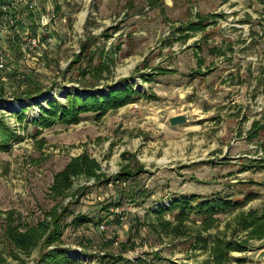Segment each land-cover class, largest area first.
Returning a JSON list of instances; mask_svg holds the SVG:
<instances>
[{
	"label": "rangeland",
	"instance_id": "rangeland-1",
	"mask_svg": "<svg viewBox=\"0 0 264 264\" xmlns=\"http://www.w3.org/2000/svg\"><path fill=\"white\" fill-rule=\"evenodd\" d=\"M169 1L26 0L51 27L31 26L25 16L26 25L22 18L1 38L10 61L0 72V119L14 135L0 149V264L38 263L50 248L40 243L24 255L6 231L49 222L54 208L67 211L54 247L77 264H212L215 240L230 246L226 264H264V236L253 233L262 222L244 228L264 215V0ZM199 21L200 29H187ZM25 28L31 34L21 38ZM28 36L41 45L24 48ZM126 85L141 97L101 117L34 123L46 100L66 104L67 95ZM28 86L43 92L16 101ZM177 115L187 122L170 126ZM80 154L99 164L102 177L75 179L68 197L51 200L53 175ZM125 171L133 176L113 180ZM191 196L236 204L213 216L208 231L191 212L179 233L170 232L178 210L162 215L169 232L149 227L158 207Z\"/></svg>",
	"mask_w": 264,
	"mask_h": 264
},
{
	"label": "trees",
	"instance_id": "trees-1",
	"mask_svg": "<svg viewBox=\"0 0 264 264\" xmlns=\"http://www.w3.org/2000/svg\"><path fill=\"white\" fill-rule=\"evenodd\" d=\"M1 2L3 1L0 0V3ZM200 24V21L198 24L191 23L188 25L187 29L196 31L201 28ZM84 48L85 45H82V50H84ZM42 92L43 89L40 86L35 87V89L34 87L28 86L23 93L13 98L16 101L31 100L40 96ZM139 97H141L139 91L134 90L131 85H126L123 90H108L107 95H85L84 97L78 94L67 95L66 104H60L56 100H46L45 107L38 106L40 107L39 118L35 120L34 123L36 122L44 128L50 127L54 123L77 124L81 114L94 113L97 117H101L107 111L123 107L132 101L138 100ZM25 116V108H19L16 119L22 122ZM256 131L257 123H254L252 125V134L256 133ZM13 135L14 133H12L9 127L0 119V149H5L7 147L8 141L13 138ZM131 176L133 175L125 171L119 173L115 178L113 177V180L119 182ZM100 177H102V174L99 164L88 155L80 154L71 158L61 171L53 175L52 183L48 188V196L51 200L61 201L70 195L75 179L84 178L85 180L97 181ZM234 204L236 203L223 198L202 200L199 196H191L189 199L178 197L171 200L168 208L158 207L155 213L158 222L148 225L155 233L158 232L156 228H159V230L164 233L169 231L179 233V227L183 226L187 216L192 212L204 218L205 227L203 229L204 231H208L213 227L212 222L215 221L213 216L226 211L231 206H234ZM174 210H178L179 212L175 215L174 219L177 226L171 231L169 230L171 222L163 220L162 215L163 213L173 212ZM66 212L65 208L60 213L57 212V208H54L48 214L50 218L49 222L42 221L36 227H31L26 230H20L18 226L10 227L6 231L9 244L12 245L16 251L24 255L30 254L40 243L41 245L43 244L45 248H50L43 251L36 264H77L70 259L62 249L54 247V244L60 242L62 236L60 220L64 218L65 215L63 213ZM257 221L264 223V215L253 218V221L245 225L244 228L247 229L252 227ZM262 223L260 225L256 224L257 226L255 225L253 231L254 234H258L260 237L264 236ZM126 243L121 245L124 251L126 250ZM229 247V244L223 245L221 241L215 240L209 248L212 259L211 263L226 264V253L230 250ZM105 257L109 259L112 258L111 255ZM121 260L122 259L118 258V261ZM137 261L139 262V260H136V262ZM126 262L129 264L131 263L130 260H126Z\"/></svg>",
	"mask_w": 264,
	"mask_h": 264
},
{
	"label": "built area",
	"instance_id": "built-area-1",
	"mask_svg": "<svg viewBox=\"0 0 264 264\" xmlns=\"http://www.w3.org/2000/svg\"><path fill=\"white\" fill-rule=\"evenodd\" d=\"M25 9L28 12L32 13L36 10L35 5L33 4H25ZM22 12L20 9V5L16 0H8L0 3V35L1 33L7 31L9 28H13L16 26L18 22L22 19ZM38 22L41 29L48 30L51 27L50 20L48 16L43 13L38 16ZM48 33H44L43 37H45L46 42H50L49 37H47ZM22 45L27 50H35L39 47L40 37L28 36L22 40ZM9 61H10V53L7 50L0 51V72H4L9 69ZM3 81H6L7 78L2 77Z\"/></svg>",
	"mask_w": 264,
	"mask_h": 264
},
{
	"label": "crops",
	"instance_id": "crops-1",
	"mask_svg": "<svg viewBox=\"0 0 264 264\" xmlns=\"http://www.w3.org/2000/svg\"><path fill=\"white\" fill-rule=\"evenodd\" d=\"M2 1H8V0H2ZM16 1H17L18 4L21 5V6H23V5L26 4V0H16ZM42 3H44V0H43ZM24 7H25V6H24ZM35 15H36V14H35L34 12H33V13H30V12L27 13V12L24 10V14H23V16H22V18H23V19H22V24L26 25V24H25V20H24V18H25V16H26V17L28 18V20H29V25L33 26V25L35 24L36 26H39L38 17H36ZM27 27H28V26H27ZM24 30H25V31H24L23 34L20 36L21 38L24 37V36H26L27 34H31L28 28H25ZM8 35H10V30H7V31L1 33V35H0V42H1V38L5 37V36H8ZM12 38H13L12 35L8 37V39H12Z\"/></svg>",
	"mask_w": 264,
	"mask_h": 264
},
{
	"label": "water",
	"instance_id": "water-1",
	"mask_svg": "<svg viewBox=\"0 0 264 264\" xmlns=\"http://www.w3.org/2000/svg\"><path fill=\"white\" fill-rule=\"evenodd\" d=\"M166 4H170L169 0H165ZM187 122V117L185 115H177V116H173L168 120V123L170 124V126H180V125H184Z\"/></svg>",
	"mask_w": 264,
	"mask_h": 264
}]
</instances>
